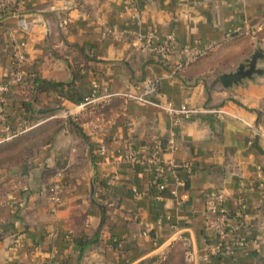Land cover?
<instances>
[{"label":"crops","instance_id":"obj_1","mask_svg":"<svg viewBox=\"0 0 264 264\" xmlns=\"http://www.w3.org/2000/svg\"><path fill=\"white\" fill-rule=\"evenodd\" d=\"M19 3L0 9V89L11 84L0 124V264H264V75L232 88L220 80L264 51V0ZM172 34L180 47L213 49L180 70L175 55L144 50L146 37L158 45ZM35 79L67 86L37 95ZM150 84L159 106L71 99L95 86L137 98ZM168 104L199 112L170 115ZM57 123L24 153V135ZM157 143L163 189L150 164ZM217 191L245 241L233 258L208 257ZM96 238L82 252L78 240Z\"/></svg>","mask_w":264,"mask_h":264},{"label":"built area","instance_id":"obj_2","mask_svg":"<svg viewBox=\"0 0 264 264\" xmlns=\"http://www.w3.org/2000/svg\"><path fill=\"white\" fill-rule=\"evenodd\" d=\"M156 39L154 36L146 37V46L144 50L148 53H152L154 55H158L163 59L168 58L171 55H175L178 59H180V63L177 67L178 70L187 66L191 62L197 60L198 58L202 57L205 52L211 51L213 48L212 46H208L206 50H200L198 48H186L180 47L178 44L177 38L172 34L168 36L165 40H163L158 45H155ZM14 58L17 63H21L23 60V56L18 52L14 55ZM19 78V74L15 75L12 84L17 82ZM11 84L8 86H4L0 89V124L4 125L6 122L5 119V97L4 94L9 91ZM155 92V86L150 84L146 87L145 93L141 97H133L128 94H101L98 95L96 90V86L92 91L91 95L85 98L82 105H90V104H97L103 105L108 104L111 100L116 96H122L126 99H136L142 103L146 104H155L159 106V104L153 103L151 100L147 98L150 93ZM170 115H184L190 116L195 113H198L199 110L191 109L188 107L177 108L174 105L168 104L160 106ZM217 112V111H215ZM218 113V112H217ZM150 164L153 168L157 170V177L154 180V185L159 189H163V185L161 184V145L159 143L152 150V157L150 160ZM51 194V201L54 205H59L61 203L62 194H61V184L59 182H55L49 189ZM225 201V194L222 191H217L212 194V197L208 201V212L210 213L211 217L208 219V226L211 230H214L218 236V244L216 246H212L209 248L208 257L212 258H233L235 254L245 245V241L238 236L235 229L230 226L231 222V214L224 206ZM240 218L243 216L241 212L237 214ZM38 264V263H34ZM49 264H57L54 261H51Z\"/></svg>","mask_w":264,"mask_h":264},{"label":"trees","instance_id":"obj_3","mask_svg":"<svg viewBox=\"0 0 264 264\" xmlns=\"http://www.w3.org/2000/svg\"><path fill=\"white\" fill-rule=\"evenodd\" d=\"M75 76L77 77V73L75 72L74 73ZM34 85H35V90H34V93L33 94H37L40 93V91H49V90H57V91H60V90H64L65 87L67 85L65 84H55V83H50V82H46V81H43V80H40V79H35L34 81ZM71 86V85H70ZM32 94V95H33ZM73 99V102L76 103V104H79L81 103L82 101H84V98L81 99V98H71ZM105 105V104H103ZM103 105H99V106H103ZM72 124L75 125L78 129H80V126H78V122H74L72 121ZM61 127V123H57L56 124H53V125H50L49 127H47L46 129H44V131L41 133V134H37V135H33L32 137L29 138L28 141L24 142L23 143V150H24V153L29 154L31 151H30V148L33 144V142H35L37 139H39V137L42 136V139H39L42 143L46 142V141H49V139L59 131ZM28 136V135H27ZM37 142L38 144H41V142ZM161 145V144H160ZM165 150V147L163 145H161V153H163V151ZM156 169V168H154ZM157 172V170H155ZM97 238L96 239H92V240H78L79 242V245L82 249V252L85 251V249L92 245V244H97Z\"/></svg>","mask_w":264,"mask_h":264},{"label":"water","instance_id":"obj_4","mask_svg":"<svg viewBox=\"0 0 264 264\" xmlns=\"http://www.w3.org/2000/svg\"><path fill=\"white\" fill-rule=\"evenodd\" d=\"M264 62V51L258 49L255 53L238 68L231 73L220 76L222 85L225 88H232L236 85L242 84L245 80H254L257 76L264 75V68H259L258 63Z\"/></svg>","mask_w":264,"mask_h":264},{"label":"rangeland","instance_id":"obj_5","mask_svg":"<svg viewBox=\"0 0 264 264\" xmlns=\"http://www.w3.org/2000/svg\"><path fill=\"white\" fill-rule=\"evenodd\" d=\"M19 2H21V0H0V9H4L5 12H16L18 11V8H19ZM43 132V130H40L36 133H33L31 135H28L27 137H25L24 135V142L28 141L30 137H32L33 135H37V134H41ZM39 139H42V136L39 137ZM37 139L35 142H33L31 148H30V151H34L33 149L35 147H38L40 144H38L37 142H39L40 140ZM41 142V141H40ZM42 143V142H41Z\"/></svg>","mask_w":264,"mask_h":264}]
</instances>
